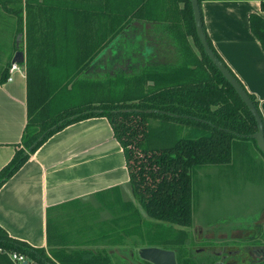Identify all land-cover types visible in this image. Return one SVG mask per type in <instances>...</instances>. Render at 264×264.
Instances as JSON below:
<instances>
[{"label":"trees","instance_id":"1","mask_svg":"<svg viewBox=\"0 0 264 264\" xmlns=\"http://www.w3.org/2000/svg\"><path fill=\"white\" fill-rule=\"evenodd\" d=\"M20 1L2 4L17 21L21 41L26 25L27 125L22 148L0 172V189L52 136L103 117L123 149L135 201L125 200L119 188L109 191L108 200L100 198L113 217L92 224L91 239L79 247L50 242L48 249L34 248L0 228V264H19L11 254L38 264H114L107 248L126 246L128 238L133 251L161 248L174 251L178 264H214L193 259L185 247L188 233L183 229L193 226L194 174L232 164L241 145L247 147L239 149L245 160H258L252 145L263 159L264 154L251 137L258 131L253 115L198 38L191 1ZM204 1L248 0H199L200 7ZM257 1L264 11V0ZM250 22L264 49V19L251 15ZM157 25L163 26L165 37ZM125 29L123 46L109 60L117 66L122 59L131 74L89 77L86 72L93 64L109 65L106 50ZM59 40L65 47H57ZM11 66L8 62L0 84L7 81ZM61 66L65 72L54 78ZM250 98L259 111L255 97ZM60 99L68 103L53 111ZM146 233L147 239L135 237ZM130 260L124 264H151Z\"/></svg>","mask_w":264,"mask_h":264},{"label":"crops","instance_id":"2","mask_svg":"<svg viewBox=\"0 0 264 264\" xmlns=\"http://www.w3.org/2000/svg\"><path fill=\"white\" fill-rule=\"evenodd\" d=\"M201 13L215 51L246 91L255 97L264 120V49L254 36L250 22L251 15L264 19L261 2L204 1ZM20 39L21 36H16V45ZM25 40L26 36L22 39L24 51ZM24 65H19L18 71L9 74L7 81L0 84V172L22 148L27 125ZM251 148L260 158L255 146ZM225 167L208 168L234 172V167H251L250 176L246 173L247 176L239 178H246L247 184L255 183L249 178H254L256 184L264 178L261 158L256 160L254 168L243 157H237ZM129 182L123 149L107 118L72 124L52 136L0 189V228L34 248L48 249L50 242L65 245L91 239L92 224L98 225L113 217L100 198L108 200L109 191L119 188L125 200L135 201ZM262 215L264 219V211ZM257 225L262 229L261 222ZM205 232L213 235L209 228L200 230V235ZM214 238L213 235L207 239Z\"/></svg>","mask_w":264,"mask_h":264},{"label":"rangeland","instance_id":"3","mask_svg":"<svg viewBox=\"0 0 264 264\" xmlns=\"http://www.w3.org/2000/svg\"><path fill=\"white\" fill-rule=\"evenodd\" d=\"M2 1L4 0H0V75L3 70L7 68V63L12 62L15 55L16 51L14 48L19 28L15 18L7 13L8 9H5ZM24 2L25 0H21V5H24ZM157 27L161 35L165 37L163 26L157 25ZM24 28L26 30L25 24ZM25 30L23 33L24 36L26 34ZM122 39L123 34L121 33L106 50V63L109 65L106 66L104 62L99 63L97 66L93 64L86 72V74L89 73V77L91 74L94 78L115 77L120 73L119 71H125V74H131L132 71L128 70L129 68H127L126 65L123 66L122 59L117 66H113V63L110 62L114 57V50L116 51L119 47L123 46ZM65 43L64 40H59L57 47L63 48L65 47ZM25 53L27 61L26 40ZM24 66L26 68V63ZM64 72L65 68L62 67V69L55 72L53 76L54 78H60L59 75H63ZM65 95L66 93L63 92L64 97ZM65 103H68V99L66 102L65 99H60L54 106L53 111L56 110V107L60 110ZM240 148L241 150L244 149L247 151L246 146H238L236 150L238 158L242 155L239 150ZM258 154L260 158L264 160L259 152ZM260 158L258 157V159ZM248 162L253 168L255 167L256 161L248 159ZM251 170V167L241 169L234 167V172H237L234 173L229 169L222 170L221 168L206 167L194 174L193 226L183 229L188 233V236H184L186 237L185 247L193 259H203L202 262L212 261L214 264L257 263V259H249V255L243 251L244 247L264 249V219L262 215L264 211V183H259L264 182V178L258 180L257 184L254 178L248 179L255 182L250 184H247L248 181L246 178L239 179L240 177L247 176L246 173L250 176ZM234 176H236V178H234ZM259 222L262 223V229H259L257 225ZM203 228H209L215 238L207 239L213 235L206 234V232L202 234L203 236L200 235V230ZM176 233L180 234V232ZM224 236L227 237V241ZM135 237L147 239L150 235L149 233L137 234ZM129 242L130 239L128 238V245L126 246L119 245L117 247L107 248L109 252L113 251L111 253V259H114V264H124L125 261H131L130 259H140V249H134L133 251L132 245H130ZM73 243L78 247L82 246L80 242H72V244ZM98 246L99 244L94 247ZM83 247H87V245ZM228 254H230L231 257L229 256L227 259L222 257ZM196 255L201 256L197 258ZM135 262L136 263L133 264H137V261Z\"/></svg>","mask_w":264,"mask_h":264},{"label":"water","instance_id":"4","mask_svg":"<svg viewBox=\"0 0 264 264\" xmlns=\"http://www.w3.org/2000/svg\"><path fill=\"white\" fill-rule=\"evenodd\" d=\"M192 5V11L194 15L195 27L197 31L198 38L207 54V56L211 59L215 67L222 73V75L227 79V81L231 84L234 90L237 92L239 97L245 103L250 113L253 115L258 131L257 133L251 135V137L256 141L257 147L264 154V123L262 117L250 98L249 93L244 89L238 79L232 74V72L226 67V65L216 56L213 49L210 47V44L207 40V36L205 34L203 19L201 13V7L199 4V0H190ZM19 44H17V51L13 57L12 64L13 65H23L26 62L25 59V51L24 44L21 39L18 40ZM127 110H122V112H126ZM151 112V111H147ZM42 138H40L41 140ZM140 259L149 262L151 264H178L177 256L174 251L165 250L161 248H142L139 251ZM22 264H29L28 261H24Z\"/></svg>","mask_w":264,"mask_h":264},{"label":"flooded vegetation","instance_id":"5","mask_svg":"<svg viewBox=\"0 0 264 264\" xmlns=\"http://www.w3.org/2000/svg\"><path fill=\"white\" fill-rule=\"evenodd\" d=\"M243 251L249 255V257H248L249 259H256V256H258L257 258H259V259H264V249H261V248L255 249L253 247H244ZM230 254L224 255L222 257L224 259H227L230 256ZM257 261H258V259H257Z\"/></svg>","mask_w":264,"mask_h":264},{"label":"built area","instance_id":"6","mask_svg":"<svg viewBox=\"0 0 264 264\" xmlns=\"http://www.w3.org/2000/svg\"><path fill=\"white\" fill-rule=\"evenodd\" d=\"M19 65H12L10 69V74L12 75L14 72L18 71ZM9 80L11 81L12 78L10 77ZM11 258L13 261H16L19 264H22L24 261H27L23 256L18 254H11Z\"/></svg>","mask_w":264,"mask_h":264}]
</instances>
